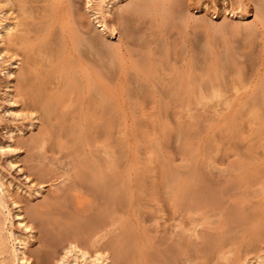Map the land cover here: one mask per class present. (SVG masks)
Here are the masks:
<instances>
[{
    "label": "bare ground",
    "instance_id": "bare-ground-1",
    "mask_svg": "<svg viewBox=\"0 0 264 264\" xmlns=\"http://www.w3.org/2000/svg\"><path fill=\"white\" fill-rule=\"evenodd\" d=\"M77 1L0 0V74L28 129L3 149L24 150L29 191L53 182L57 196L24 208L0 176V264H32L15 221L46 229L35 264H264V0H83L93 31ZM226 145L239 189L261 199L212 234L227 185L208 171Z\"/></svg>",
    "mask_w": 264,
    "mask_h": 264
},
{
    "label": "rangeland",
    "instance_id": "rangeland-1",
    "mask_svg": "<svg viewBox=\"0 0 264 264\" xmlns=\"http://www.w3.org/2000/svg\"><path fill=\"white\" fill-rule=\"evenodd\" d=\"M77 3V8L78 7H80V10L79 11H81L80 13H79V19H80V21L82 20V25H84L85 27H89L90 29V31L92 30H94L93 28V25H90V23H88L87 21V17H86V15L84 14V8H83V4H84V1L83 0H79V1H77L76 2ZM216 4L217 5H220L221 4V1L220 0H216ZM83 8V9H82ZM83 10V11H82ZM83 12V13H82ZM80 15H82V16H80ZM84 15V16H83ZM83 19H82V18ZM84 20V21H83ZM249 20H251V18H249ZM89 25V26H88ZM5 73V72H4ZM232 76V77H231ZM231 76H227V81L229 82V78L231 79L232 78V80L235 78V80H234V83L237 81V78L235 77V76H237V75H231ZM251 76V77H250ZM256 76H260V75H256ZM255 75H244V77L246 78V79H251V80H256V77ZM262 76V75H261ZM256 77V78H255ZM7 76L6 75H3V74H0V176H1V179H2V181H3V183H4V185H5V189H8V192L10 193V194H15V195H12V196H14L13 198L15 199V200H17L18 198V200L17 201H19L20 203H21V201H24V203L22 202V206L24 207V206H26V207H28V204H29V201H33L34 203H38V204H40V201L42 200H44L43 199V196H45V194H46V196H48L49 198L51 197L49 194H50V192L53 194L54 192H56L55 191V189H53L52 188V186H51V184H53V182L51 183V182H47L48 183V185H50V187L49 188H47L48 186H47V183L44 185V189H42V194L44 193V192H46L45 194H43V196L41 195L40 197L37 195V197H36V193L35 194H33L34 192H35V190H34V192L31 190V191H29V188H31V186L29 185V183L31 184V182L29 181V179H27L26 178V175L28 176L29 174H28V172L30 171V169H28L27 168V166H28V164H27V162L23 159V157H24V150L20 147V146H18V147H15L16 149H15V151H17L16 153L15 152H10L9 153V151L7 150H4L3 149V147H5L6 145H8V143L10 142V141H12V140H17V139H20L21 137H25L26 135H27V131H28V129L26 130L24 127L26 126V124H25V122L23 121V120H21V117L19 116V114L17 113H11L10 111V108H9V106H8V104H7V96L5 95V93H7L6 91H7V89H5L6 88V86L5 85H7L6 83H7ZM231 80V81H232ZM6 90V91H5ZM243 91H244V89H243ZM150 107V106H149ZM148 107V108H149ZM147 108V109H148ZM151 108H149L148 110H149V112L147 111V110H145L146 112H144L143 111V113H145V114H143L144 116H143V119L146 117V116H148L149 115V113H150V111H152V110H150ZM208 111H210V109H208ZM211 111L213 112V109H211ZM210 111V113H212ZM172 112V111H171ZM195 113V112H194ZM210 113H208L207 112V114H209V115H211ZM13 115H15V116H13ZM208 115V116H209ZM213 115H215L214 113H213ZM213 115H211V116H213ZM217 117H220V116H218L217 115ZM148 122V121H147ZM147 122H145V125L144 124H142L141 125V131L143 132V134H145L146 136L147 135H150L151 133V135H154L155 134V132H156V130H154L155 128H152L151 127V125H149V126H147ZM24 125V126H23ZM17 126H19V127H17ZM246 126V125H245ZM14 127H16V129L14 128ZM148 127H150V128H148ZM252 127H254L253 125H252ZM19 128V129H18ZM21 128V129H20ZM23 128H24V130L25 131H23ZM142 128H143V130H142ZM151 128H152V130L153 131H155V132H153V131H149V129L151 130ZM245 128V132H247L248 133V137L250 136V132L248 131V126H246V127H244ZM147 129H148V132H147ZM253 129H255V127L253 128ZM11 130H12V132H11ZM14 130L16 131V132H14ZM136 130H137V128H136ZM19 131H20V133H19ZM22 131V132H21ZM146 131V133H144ZM23 132L25 133L23 136H22V134H23ZM150 133V134H149ZM246 133V134H247ZM9 134V135H8ZM156 134H158V131H157V133ZM245 134V133H244ZM10 135H12V137H13V139L12 140H10L9 139V141H8V137L10 136ZM21 136V137H20ZM157 136V135H156ZM245 136V137H244ZM252 136V135H251ZM243 138H246V135H243L242 136ZM252 137H254V136H252ZM251 137V138H252ZM16 138V139H15ZM242 138V140H248L247 138L246 139H243ZM241 141H237V143H239L238 145H236L237 147L238 146H240L241 147V145L244 143V142H241ZM236 143V144H237ZM175 142H173L172 141V143L170 144V146H169V153H171V155L170 156H172L173 154H175L174 153V151H172V150H175ZM236 146L234 147V146H231L233 149L232 150H234V149H236ZM20 147V148H19ZM226 147H228V151L229 152H225L226 150H227V148ZM17 148H19L20 149V151L18 152V150H17ZM222 149H225V151L224 150H222V151H220V156L218 155V157L217 156H212V157H215V158H213V160L215 161V159H216V163L214 164L213 162H211V163H213L214 164V169H213V167H212V169H211V167H210V169L211 170H209L208 168H207V170H209V171H211V172H209L208 171V175H211V176H209L211 179H210V183H211V185H213L212 186V188H215V187H217V185L219 186V187H217L218 189L222 186V188H220L221 189V191H222V189L224 188L223 186H224V184L225 185H227V186H225L226 188H225V192H227V191H229V190H226L227 188L228 189H230V188H233V189H230V191L231 190H233V192H227L228 194L230 193V195L231 196H226V198H225V195H223V193L224 194H226L225 192H223L222 191V197L224 198H222V199H220V202H221V204H223L224 203V201H225V203L221 206V208L219 207V206H213V207H211V206H209L210 207V210H209V208H208V212L206 213V215H212V218H211V220H213V223H214V225H212V226H210L212 229H211V233L212 234H214L216 231L215 230H218L219 229V227H220V225H224V227H228V229H229V225L227 224V220L229 219V214H230V211L229 210H225V209H228L229 207L231 208V210L232 209H237V208H248V207H250L249 206V202H254V201H258V200H260L261 198V196L259 195V194H257V193H255L254 195L251 193V192H248L247 194H245L248 190H246V189H242L241 188V190L239 189V183H237L234 179H236V177L235 176H233V174H232V172H231V168H230V165L232 164V163H234L235 161H236V157L235 156H233V154L231 153V148H230V146H225V148H222ZM230 149V150H229ZM4 150V151H3ZM2 152V153H1ZM19 153V154H18ZM20 153H21V155L23 156H21L20 155ZM232 154V155H229V154ZM15 154H17L16 156H18V158L15 156ZM219 154V153H218ZM14 155V156H13ZM148 156V154H145V159H147V156ZM211 157V158H212ZM20 158H21V160H20ZM219 159H220V161H219ZM18 160V161H17ZM218 160V161H217ZM10 161H12V162H10ZM145 161H147V160H145ZM182 161V159H181V157H180V159H179V155L178 156H176L175 157V165L176 166H185V165H188V163H184L183 161V163H184V165H183V163L181 162ZM231 161V162H230ZM234 161V162H233ZM10 162V163H9ZM17 162V163H16ZM219 162H220V164H219ZM7 163H9V166L7 165ZM145 163V165H146V163L147 162H144ZM211 163H209V164H211ZM228 163V164H227ZM149 164V163H148ZM146 165L147 167L149 166V165ZM182 164V165H181ZM208 164V163H207ZM219 164V166H217V165ZM11 165V166H10ZM18 165H20V166H18ZM212 165V164H211ZM210 166V165H209ZM216 166H217V168H216ZM21 167H23V168H21ZM186 167V166H185ZM186 168H188V167H186ZM186 168H184L183 169V171H185V172H187L188 171V169H186ZM227 169V170H225V169ZM26 170H27V172H26ZM206 170V171H207ZM225 171H227V172H225ZM26 173V174H25ZM30 173V175L32 174V172L30 171L29 172ZM228 175H227V174ZM230 174H231V176H232V179H231V177H230ZM213 175V176H212ZM227 177H226V176ZM226 177V179H224L223 180V178H225ZM29 178H31L32 180L34 179L32 176L30 177L29 176ZM234 178V179H233ZM35 180V179H34ZM217 180H219L218 182H216ZM233 180V181H232ZM29 181V182H28ZM232 181V183H230V182ZM220 182H222V183H220ZM226 182H227V184H226ZM218 183V184H217ZM229 183H230V185L231 184H233V186L231 185V186H229ZM235 183V184H234ZM217 184V185H216ZM222 184V185H221ZM30 186V187H29ZM47 186V187H46ZM215 186V187H214ZM236 186V187H235ZM29 187V188H28ZM50 188H51V190H50ZM236 188H238V190H240V191H236ZM236 192H235V191ZM11 191V192H10ZM27 191H29L30 192V195H33V196H31V198L27 195L28 193H27ZM242 191V192H241ZM244 191H245V193H244ZM235 192V195H232L233 193ZM49 193V194H48ZM241 193V194H240ZM51 194V195H52ZM56 193H54V195H52L53 196V200L55 201V199H56V195H55ZM60 194V193H59ZM58 194V191H57V195H59ZM227 194V195H228ZM248 194L249 195H251L250 196V198H248L247 199V197L246 196H248ZM237 195H238V197H237ZM16 196H17V199H16ZM235 198H234V197ZM31 199V200H29V198ZM36 197V198H35ZM39 197V198H38ZM246 197V198H245ZM33 198H35V199H33ZM46 199H47V197H45ZM49 198L47 199V201H50V202H54V201H52V199L50 198V200H49ZM254 198H256V200H254ZM24 199V200H23ZM33 199V200H32ZM37 199V200H36ZM46 199H45V201H46ZM241 199V200H240ZM245 199V200H244ZM28 200V201H27ZM222 200H223V202H222ZM246 200H247V202H246ZM251 200H253V201H251ZM38 201V202H37ZM227 201H229V202H227ZM26 202H27V204H26ZM247 204V205H246ZM26 207H24V208H26ZM217 208H219V209H217ZM222 208H224V209H222ZM260 208H262L263 209V207H260ZM259 208V211L261 210ZM213 210V211H212ZM223 210H225L226 211V213H225V211L223 212ZM216 211V212H215ZM221 211H222V213H221ZM257 211H258V209H257ZM224 213V214H223ZM220 214H223V215H221L220 216ZM150 215V213H146L145 215H143L145 218H146V222H147V226H146V228L149 230V231H151V233H154L155 232V228L153 227V225H152V227L150 226V223L151 222H149L148 220H150L148 217H150L149 216ZM216 215H218V216H216ZM147 216V217H146ZM229 216V217H228ZM0 221H2V216L0 215ZM148 218V219H147ZM229 221V220H228ZM230 222V221H229ZM170 221H168V224L167 225H161L160 226V228H161V233H162V236L164 235V237H168L167 235H170V233L172 232V229H171V227H169V225L170 224H172V222L170 223ZM160 224H163L162 222L160 223ZM150 226V227H149ZM14 227H15V229H14V232L15 233H17V234H20L21 236H23V237H25L26 239H27V245H26V248H25V253L28 255L29 253H31V257H30V259H29V261H28V263H32V264H35V259H32V257L33 258H35L34 257V255H33V253L34 252H37L36 250L38 249H40L39 251H43L42 249H44V250H48L47 248H45L44 247V244L41 242V234H43V232L44 231H46V229H38L37 227H35L36 229H34V233H33V235H31L29 232H28V230H25L24 232H19V229H18V226H17V224H16V221L14 222ZM227 229V230H228ZM44 230V231H43ZM169 230V231H168ZM38 232V233H37ZM41 232V233H40ZM165 233V234H164ZM210 233V234H211ZM38 234H40L41 236L39 237L38 236ZM37 235V236H36ZM34 236V237H33ZM37 237H39V238H37ZM43 244V245H42ZM39 246V247H38ZM42 246V247H41ZM262 247H260L261 249L259 250V251H261V250H263L262 251V253H264V245H261ZM34 248H36L34 251H33V249ZM38 251V252H39ZM258 253H260V252H257V254ZM194 255V252H192V250H191V254H190V256H191V258H193L192 256ZM229 257H230V259H233V254H229L228 255ZM251 257V256H250ZM32 260L34 261V262H32ZM182 260H183V258H181V261H179V264H182ZM191 261H193V259H191ZM253 261V260H252ZM201 262V260H199L198 259V261L197 260H195L194 259V261H193V264H201L200 263ZM230 262V263H229ZM228 263L229 264H231V263H233L232 262V260H230ZM243 261H241V262H239L238 264H241ZM218 264H226V262L225 263H222V261L221 260H218V262H217ZM18 264H25V263H18ZM51 264H54V263H51ZM243 264V263H242Z\"/></svg>",
    "mask_w": 264,
    "mask_h": 264
}]
</instances>
